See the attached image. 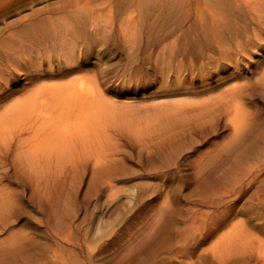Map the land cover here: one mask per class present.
Masks as SVG:
<instances>
[{"label": "rangeland", "instance_id": "rangeland-1", "mask_svg": "<svg viewBox=\"0 0 264 264\" xmlns=\"http://www.w3.org/2000/svg\"><path fill=\"white\" fill-rule=\"evenodd\" d=\"M102 1L0 0V30L7 25L11 30L25 29L37 14L64 15L77 4H87L94 11L103 6ZM107 16L108 11L104 19ZM120 20L108 29L119 40L115 53H94L100 58L90 57V71L75 79L98 83L106 101L143 111L141 117L135 122H115L117 116L109 117L104 135L80 140L75 148L77 163L89 166L77 170L75 178L56 168L43 170L47 188L16 204L20 217L14 231H28L31 239L12 243L8 234L2 235L0 254H11L9 248L14 246V254L34 259L74 254L78 264L91 263L88 254H106L103 264H161L158 261L168 257L182 264H224L220 258L230 256L228 264H234L235 255L246 252L251 257L244 264H261L257 255L264 251V91L257 90L254 102L248 100L246 105L247 110L261 114L258 133L252 140L245 137L228 145L232 130L223 122L196 127L211 120L212 99L223 87L195 95L200 86L221 85L223 80L217 81L226 74H218L215 68L203 78L193 74L190 77L196 82L191 92L178 96L175 87L156 88L159 80L151 82L153 75L117 79L105 73L104 67H117L113 73L119 74L129 67L131 72L129 54L148 56L136 49L145 43L144 37L135 39L139 28L128 22L126 28L120 27ZM251 52L243 57L240 76L251 77L264 57L261 48ZM155 55L151 53V62ZM148 82L153 84L146 87ZM23 94L18 91L11 99ZM160 108L161 112L154 110ZM248 145L253 154L242 152ZM68 151L59 155L57 163L62 168L68 166ZM3 187L21 190L8 180ZM25 194L29 196L30 189ZM166 202H170L167 208Z\"/></svg>", "mask_w": 264, "mask_h": 264}, {"label": "bare ground", "instance_id": "bare-ground-1", "mask_svg": "<svg viewBox=\"0 0 264 264\" xmlns=\"http://www.w3.org/2000/svg\"><path fill=\"white\" fill-rule=\"evenodd\" d=\"M101 5L93 11L87 4H77L68 14L56 17L37 14L25 29L11 30L7 25L0 30V192L3 195H0V237L8 234L12 243L31 239L28 231H14L20 217L16 204L30 199L31 195H41L47 188L43 170L56 168V172L75 178L77 170L89 166L77 163L75 148L80 140L85 142L104 135V123L111 122L109 117L117 116L115 122H135L142 115L143 111L119 107L107 100L108 103L98 83L85 77L75 79L80 73L90 71V57L115 53L119 40L108 29L123 15L125 20H120L119 26L126 28L128 22L132 28H139L135 39L141 41L144 37L145 43L136 49H143L148 56L140 57L138 52L129 54L131 72L129 67L122 74L113 73L117 67H104L105 73H112L117 79L153 75L151 82L159 80L156 88L172 86L174 94L180 96L191 92L196 80L190 76L203 78L215 68L218 74L227 75L217 81L223 83L200 86L195 95L223 89L212 99L211 120L196 127L204 128L206 124L216 127L223 122L232 130L228 145H236L245 137L252 140L259 131L261 114L247 110L246 105L248 100L254 102L257 90L264 91V57L254 67L251 77L238 73L244 58L252 55L251 49L261 48L264 52V0H104ZM107 11L109 16L104 19ZM154 51L155 59L151 62L149 58ZM21 81L25 83L18 87ZM18 91L25 94L12 100ZM66 150H69L68 166L62 168L57 162ZM242 152L253 154L254 150L248 145ZM102 162L99 159L97 163ZM107 179L111 181L110 177ZM5 180L21 190L3 187ZM29 189L31 194L26 196ZM61 203L60 207L64 202ZM169 205L170 202L165 203L166 208ZM13 247L9 248L11 254H0V264H78L79 261L74 254L27 258L14 254ZM249 257L242 252L232 261L244 264ZM106 258V254H88L87 260L103 264ZM257 259L264 264V251ZM220 260L228 264L231 256ZM158 262L182 264L183 261L175 262L168 257Z\"/></svg>", "mask_w": 264, "mask_h": 264}]
</instances>
